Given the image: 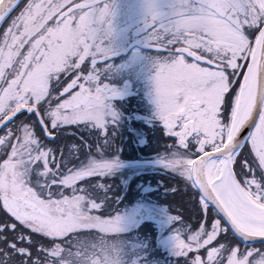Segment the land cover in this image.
Instances as JSON below:
<instances>
[{
    "label": "snow or ice",
    "instance_id": "1",
    "mask_svg": "<svg viewBox=\"0 0 264 264\" xmlns=\"http://www.w3.org/2000/svg\"><path fill=\"white\" fill-rule=\"evenodd\" d=\"M180 7L141 31L160 163L193 190L195 226L169 217L181 226L176 264H264V243H252L264 241V0ZM114 17L110 0H0V264H92L81 234L121 231L109 186L88 179L118 163ZM77 153L85 160L70 168ZM110 257L120 264L114 244Z\"/></svg>",
    "mask_w": 264,
    "mask_h": 264
},
{
    "label": "flooded vegetation",
    "instance_id": "2",
    "mask_svg": "<svg viewBox=\"0 0 264 264\" xmlns=\"http://www.w3.org/2000/svg\"><path fill=\"white\" fill-rule=\"evenodd\" d=\"M24 2L27 3V0ZM143 2L110 0L115 12L113 48L118 53L132 45L126 54L115 56L107 70L108 79L124 94L122 99L116 101L123 113L115 141L119 149L118 163L111 175L88 179L109 186L108 212L121 217V231L106 237L118 250L120 264H176L172 236L175 227L181 226L171 224L169 217L182 215L190 227L195 226L197 217L191 211L194 207L191 186H186L182 177L169 173L160 163L165 152V141L160 139L162 126L155 119V109L151 103L152 77L156 72L153 53L141 41L142 29L149 27L143 23ZM6 27V24H0V36ZM68 132H76V129L70 127ZM79 135L87 133L66 137L61 145L65 154ZM107 158L113 159L114 154H109ZM83 160L85 157L77 153L68 166L74 167ZM77 183L84 186L86 181ZM103 212L101 209L93 214L101 215ZM101 235L97 230L81 234L82 239L87 240ZM260 244L255 246L259 247Z\"/></svg>",
    "mask_w": 264,
    "mask_h": 264
},
{
    "label": "clouds",
    "instance_id": "3",
    "mask_svg": "<svg viewBox=\"0 0 264 264\" xmlns=\"http://www.w3.org/2000/svg\"><path fill=\"white\" fill-rule=\"evenodd\" d=\"M180 12V0H144L143 23L150 26L161 19L176 17ZM91 245L92 264H112L110 257L112 240L99 236V238L91 239Z\"/></svg>",
    "mask_w": 264,
    "mask_h": 264
},
{
    "label": "water",
    "instance_id": "4",
    "mask_svg": "<svg viewBox=\"0 0 264 264\" xmlns=\"http://www.w3.org/2000/svg\"><path fill=\"white\" fill-rule=\"evenodd\" d=\"M131 47H132V45L129 46V47H128L127 49H125L124 51H122V52H118L116 56H118V55H120V54H126V53L128 52V50H129ZM153 163H156V161H153ZM254 242H263V241H254Z\"/></svg>",
    "mask_w": 264,
    "mask_h": 264
}]
</instances>
